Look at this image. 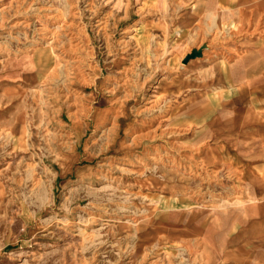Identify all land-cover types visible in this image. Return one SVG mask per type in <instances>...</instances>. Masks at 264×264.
<instances>
[{"label": "rangeland", "instance_id": "obj_1", "mask_svg": "<svg viewBox=\"0 0 264 264\" xmlns=\"http://www.w3.org/2000/svg\"><path fill=\"white\" fill-rule=\"evenodd\" d=\"M224 9L0 0V264H264V224H209L264 182L239 121L264 115V36Z\"/></svg>", "mask_w": 264, "mask_h": 264}, {"label": "crops", "instance_id": "obj_2", "mask_svg": "<svg viewBox=\"0 0 264 264\" xmlns=\"http://www.w3.org/2000/svg\"><path fill=\"white\" fill-rule=\"evenodd\" d=\"M219 3L224 5V19H230L234 21H238L240 23L245 24L247 28L248 35L253 36H264V0H219ZM194 21L192 20L191 16H188L186 19L187 24H191ZM263 50L256 46L252 53L253 56L251 58L254 60L252 62H246L245 67L247 69L255 70L254 73L249 74L247 79L253 80L256 84L263 82V76L260 69L262 68L261 57H262ZM255 55V56H254ZM253 82V83H254ZM180 87L182 86L181 82H178ZM177 83V84H178ZM188 84H183V86H189ZM194 84L191 83V87ZM180 89V88H179ZM239 121L241 124H246V129L253 133H264V115L259 114H250L249 111H244L241 116L239 117ZM257 179V175H255ZM262 180H264V177ZM249 181H254V174L249 175L247 178ZM184 189V188H183ZM260 195L256 196L252 192L251 195H255L253 198L250 193L248 192V199L249 202L252 204H247L245 208L239 210L240 214L236 215L237 222H233L231 214L225 218L223 222L220 220H215L209 222V224H264V182L263 185L261 184L258 188ZM216 218V217H215ZM198 224H201L199 222ZM227 227H224V235L227 236ZM245 234V233H243ZM242 234V235H243ZM247 234V233H246ZM240 237L239 243H247V238L244 235ZM256 237L262 238L264 237L263 232L260 234L255 233Z\"/></svg>", "mask_w": 264, "mask_h": 264}, {"label": "water", "instance_id": "obj_3", "mask_svg": "<svg viewBox=\"0 0 264 264\" xmlns=\"http://www.w3.org/2000/svg\"><path fill=\"white\" fill-rule=\"evenodd\" d=\"M201 57V52L199 50H193L189 55L183 60L184 64H187L190 60Z\"/></svg>", "mask_w": 264, "mask_h": 264}, {"label": "bare ground", "instance_id": "obj_4", "mask_svg": "<svg viewBox=\"0 0 264 264\" xmlns=\"http://www.w3.org/2000/svg\"><path fill=\"white\" fill-rule=\"evenodd\" d=\"M55 56H56V55H55ZM55 61H56V60H55ZM53 62H54V60H53ZM0 66H1V65H0ZM8 70H9V69H8ZM15 70H16V69H15ZM27 73H28V72H27ZM32 73H33V72H32ZM47 75H48V74H47ZM26 76H27V75H26ZM32 76H33V75H32ZM50 76H52V75H50ZM50 76H49V77H50ZM46 77H47V76H46ZM23 78H24V77H23ZM28 79H29V77H28ZM28 79H27V80H28ZM44 79H45V78H44ZM33 80H34V79H33ZM40 83H41V82H40ZM40 83H39V84H40ZM45 83H47V82H45ZM24 85H26V84H24ZM8 99H9V98H8ZM21 115H22V114H21ZM78 116H79V115H78ZM81 116H82V115H81ZM85 116H86V115H85ZM73 119H74V118H73ZM100 119H101V118H100ZM24 120H25V119H24ZM25 125H26V122H25ZM99 125H100V124H99ZM26 132H27V131H26ZM27 134H29V133H27ZM9 137H10V136H9Z\"/></svg>", "mask_w": 264, "mask_h": 264}]
</instances>
